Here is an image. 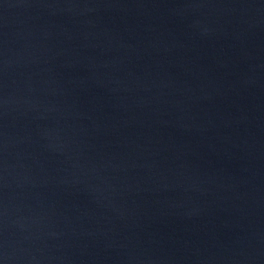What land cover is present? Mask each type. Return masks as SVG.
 <instances>
[{
    "label": "water",
    "instance_id": "95a60500",
    "mask_svg": "<svg viewBox=\"0 0 264 264\" xmlns=\"http://www.w3.org/2000/svg\"><path fill=\"white\" fill-rule=\"evenodd\" d=\"M0 264H264V0H0Z\"/></svg>",
    "mask_w": 264,
    "mask_h": 264
}]
</instances>
